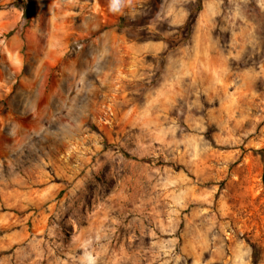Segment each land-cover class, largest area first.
Returning a JSON list of instances; mask_svg holds the SVG:
<instances>
[{"label":"rangeland","instance_id":"obj_1","mask_svg":"<svg viewBox=\"0 0 264 264\" xmlns=\"http://www.w3.org/2000/svg\"><path fill=\"white\" fill-rule=\"evenodd\" d=\"M263 150L264 0H0V264H264Z\"/></svg>","mask_w":264,"mask_h":264},{"label":"trees","instance_id":"obj_2","mask_svg":"<svg viewBox=\"0 0 264 264\" xmlns=\"http://www.w3.org/2000/svg\"><path fill=\"white\" fill-rule=\"evenodd\" d=\"M19 8L24 10L25 17L28 18L27 21H29V18L32 14V7L27 4L25 1H18L15 3ZM263 154V162H264V150L262 151ZM263 183H264V175H263ZM246 242L249 244L251 248V257H252V264H260V258H261V248L260 246L253 241L249 236H244Z\"/></svg>","mask_w":264,"mask_h":264},{"label":"crops","instance_id":"obj_3","mask_svg":"<svg viewBox=\"0 0 264 264\" xmlns=\"http://www.w3.org/2000/svg\"><path fill=\"white\" fill-rule=\"evenodd\" d=\"M81 11H79V13H80ZM53 45V44H52Z\"/></svg>","mask_w":264,"mask_h":264}]
</instances>
